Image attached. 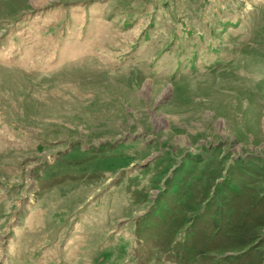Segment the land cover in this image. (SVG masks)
<instances>
[{
    "label": "rangeland",
    "instance_id": "1",
    "mask_svg": "<svg viewBox=\"0 0 264 264\" xmlns=\"http://www.w3.org/2000/svg\"><path fill=\"white\" fill-rule=\"evenodd\" d=\"M0 264H264V0H0Z\"/></svg>",
    "mask_w": 264,
    "mask_h": 264
}]
</instances>
